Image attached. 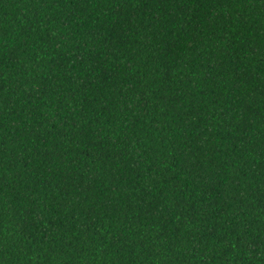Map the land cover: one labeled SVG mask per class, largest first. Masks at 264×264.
Wrapping results in <instances>:
<instances>
[{
    "label": "trees",
    "instance_id": "obj_1",
    "mask_svg": "<svg viewBox=\"0 0 264 264\" xmlns=\"http://www.w3.org/2000/svg\"><path fill=\"white\" fill-rule=\"evenodd\" d=\"M0 264H264V0H0Z\"/></svg>",
    "mask_w": 264,
    "mask_h": 264
}]
</instances>
